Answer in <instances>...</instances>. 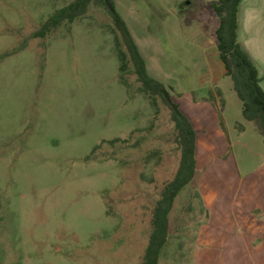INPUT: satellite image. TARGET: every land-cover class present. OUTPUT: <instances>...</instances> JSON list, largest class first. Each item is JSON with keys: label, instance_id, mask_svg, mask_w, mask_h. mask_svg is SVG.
<instances>
[{"label": "rangeland", "instance_id": "1", "mask_svg": "<svg viewBox=\"0 0 264 264\" xmlns=\"http://www.w3.org/2000/svg\"><path fill=\"white\" fill-rule=\"evenodd\" d=\"M73 1L0 0V264H142L179 168L170 109L132 66L121 80L106 9L35 37ZM114 2L198 133L160 264H264V136L219 56V0ZM240 11L264 88V0Z\"/></svg>", "mask_w": 264, "mask_h": 264}, {"label": "trees", "instance_id": "2", "mask_svg": "<svg viewBox=\"0 0 264 264\" xmlns=\"http://www.w3.org/2000/svg\"><path fill=\"white\" fill-rule=\"evenodd\" d=\"M243 0H219L213 9L219 18L216 31L219 56L224 64L226 76L234 83V89L243 103L245 120L255 123L264 136V88L259 69L239 41L240 10ZM92 6L102 7L112 17L111 29L120 61L121 80L131 70L137 76L142 91L155 105L161 99L170 109L171 120L176 129V144L181 157L178 171L167 183L152 212V232L142 264H160L163 251L170 240V214L177 197L192 183L197 173L198 133L190 118L173 100L167 87L153 78L146 61L123 17L117 11L114 0H74L69 5L55 11L35 34L36 38H46L65 23L73 24L86 17Z\"/></svg>", "mask_w": 264, "mask_h": 264}, {"label": "crops", "instance_id": "3", "mask_svg": "<svg viewBox=\"0 0 264 264\" xmlns=\"http://www.w3.org/2000/svg\"><path fill=\"white\" fill-rule=\"evenodd\" d=\"M247 53H248V52H247ZM248 54H249V53H248ZM249 55H250V54H249ZM253 57H254V58H252V57H251V58L253 59V61L255 62V64H256V63L258 64V62H260V59H258V58H257L256 56H254V55H253ZM257 67H258V66H257ZM190 120H191V119H190Z\"/></svg>", "mask_w": 264, "mask_h": 264}]
</instances>
